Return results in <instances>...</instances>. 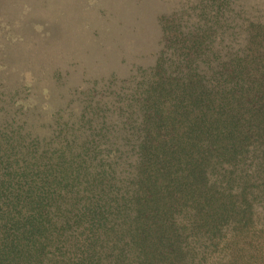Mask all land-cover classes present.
Here are the masks:
<instances>
[{
	"label": "trees",
	"instance_id": "1",
	"mask_svg": "<svg viewBox=\"0 0 264 264\" xmlns=\"http://www.w3.org/2000/svg\"><path fill=\"white\" fill-rule=\"evenodd\" d=\"M156 18L123 72L0 68V264H264V0Z\"/></svg>",
	"mask_w": 264,
	"mask_h": 264
},
{
	"label": "rangeland",
	"instance_id": "2",
	"mask_svg": "<svg viewBox=\"0 0 264 264\" xmlns=\"http://www.w3.org/2000/svg\"><path fill=\"white\" fill-rule=\"evenodd\" d=\"M187 1L0 0V68L27 87L51 81L43 75H22L23 67L45 70L74 60L79 70L108 73V67L123 72L136 60L147 64L144 53L159 34L157 14L169 17ZM25 99H34L33 92Z\"/></svg>",
	"mask_w": 264,
	"mask_h": 264
}]
</instances>
